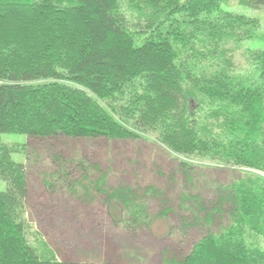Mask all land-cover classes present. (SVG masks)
<instances>
[{
    "label": "trees",
    "instance_id": "trees-1",
    "mask_svg": "<svg viewBox=\"0 0 264 264\" xmlns=\"http://www.w3.org/2000/svg\"><path fill=\"white\" fill-rule=\"evenodd\" d=\"M225 1L0 0V178L9 180L0 191V264H97L39 256L26 219L27 168L13 158L27 145L3 135L93 142L146 135L186 161L264 174V49L248 50L243 68L233 57L257 37L258 19L226 11ZM239 4L264 8V0ZM170 161L171 173L152 172L188 177L190 190L197 167ZM113 168L96 190L110 188L109 198L139 216L136 182L114 187L110 177L151 173ZM247 175L216 195L181 196L179 208L192 210L201 236L173 264H264V177ZM152 184L145 194L166 204L167 190ZM225 219L228 227L213 228Z\"/></svg>",
    "mask_w": 264,
    "mask_h": 264
},
{
    "label": "rangeland",
    "instance_id": "rangeland-1",
    "mask_svg": "<svg viewBox=\"0 0 264 264\" xmlns=\"http://www.w3.org/2000/svg\"><path fill=\"white\" fill-rule=\"evenodd\" d=\"M126 6L129 4L125 3ZM223 8L258 19L257 37L239 44L233 54L235 64L246 67L248 50L264 49V8L252 10L240 5L239 0H226ZM1 139L5 143L27 145L25 153L14 154L13 158L25 163L27 168L28 192L24 199L30 243L44 259L97 264L179 262L201 236L192 210L187 212L186 208H179L181 196L200 192L216 195L218 188L232 184L237 177L247 174L264 177L263 173L225 167L214 161H186L146 135L141 140L128 142H105L103 139L93 142L66 137L34 139L14 134L3 135ZM112 157L117 158L114 168L111 167ZM171 159L197 167L200 173L192 177L190 190L188 177H156L159 171L171 173ZM99 164L104 170L110 167L119 174L127 175L126 170L134 175L136 171L151 173V177H110L114 187L123 180L136 182L134 194L138 197L137 205L142 207L139 216L135 217L134 213L121 208L118 200L109 198L110 188H104V193L96 190L104 172ZM62 171L68 175L61 177ZM153 181L162 192L167 190L166 204L145 194L144 187L153 186ZM8 182L0 178V191L8 188ZM214 198L213 203L206 202L208 208L214 205ZM175 199L178 204L174 206L171 201ZM168 208L172 210L168 217H163L162 211ZM198 215L203 218L204 213ZM230 222L228 219L215 221L213 228H226Z\"/></svg>",
    "mask_w": 264,
    "mask_h": 264
}]
</instances>
